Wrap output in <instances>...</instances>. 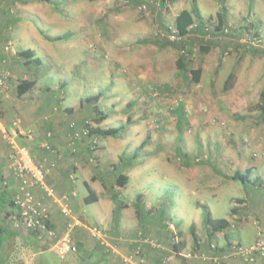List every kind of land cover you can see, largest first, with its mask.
<instances>
[{"label":"rangeland","instance_id":"1","mask_svg":"<svg viewBox=\"0 0 264 264\" xmlns=\"http://www.w3.org/2000/svg\"><path fill=\"white\" fill-rule=\"evenodd\" d=\"M148 1L0 0V51L10 44V53L31 48L40 62L23 57L17 64L20 73L60 88L67 107L90 111L91 125L128 122L115 136H96L89 162L94 173L109 171L102 188L114 213L121 207L139 215L156 212L161 219L171 216L177 233L192 241L184 255L197 253L193 240L201 238L198 221L208 211L227 219L229 232L237 222H245L239 228L245 234L259 230L255 242L264 236L262 218L248 215L244 190L249 186L231 177L245 172L251 181L257 172L264 173V115L257 107L264 89V46L249 42L254 35L264 38V15L246 0H236L243 13L239 18L227 15L221 0H211L216 9L210 0H186L189 10L197 6L200 17L184 38L171 41L168 35L177 30L169 15L171 3ZM155 3L162 16L154 28L143 27L139 21ZM21 7L30 9L24 10L29 15L23 23ZM225 7L229 11V1ZM182 55L188 71L178 67ZM198 67L202 74L196 82L190 68ZM231 74L234 86L225 90ZM119 174L128 177L124 186L115 182ZM98 204L87 206L91 222L74 214L104 229ZM1 213L0 232L6 228V239L0 244V264H71L72 257H80L78 249L61 258L30 231L13 230ZM184 255L177 259L185 261Z\"/></svg>","mask_w":264,"mask_h":264},{"label":"crops","instance_id":"2","mask_svg":"<svg viewBox=\"0 0 264 264\" xmlns=\"http://www.w3.org/2000/svg\"><path fill=\"white\" fill-rule=\"evenodd\" d=\"M133 1L136 4L145 0ZM226 1H229V11L225 7ZM221 2H224L222 6L227 15L239 18L242 9L236 0H221ZM246 2L248 6L264 15V0H246ZM156 3L163 5L171 3L169 15L174 20V24L182 10L190 9L186 0H158ZM156 3L152 4L153 7L149 12H145L147 16L139 21L140 23L145 22L143 27L149 26L152 29L154 23L160 20L163 11L162 8L156 7ZM210 3L213 9H216L214 1L210 0ZM26 9L29 8L19 9L20 22L25 21L26 14L29 15L24 12ZM41 13L38 12L36 15L39 16ZM262 21L264 22V19ZM23 50L25 49H19V52ZM19 52L0 51V69L8 74L7 86L0 88V183H10L13 180L10 153L12 151L11 141L15 140L21 145H29L37 162L48 169L46 182L47 185L54 187L55 194H47L40 186H36L34 190L49 210L51 222L59 235L65 234L67 230V218L62 211L64 202H68L74 213H79L89 222L91 220L88 217L87 206L99 203L101 210L99 215L98 213L95 215L90 213V215L92 217L98 215L99 223L104 228L103 235L100 237L94 235L85 225L75 227L72 237L78 245L80 257H77L78 260L72 257L71 264H249L243 256L233 255L229 249L231 240L249 244L257 237L259 230L253 235L249 231L246 234L241 232L245 227V222L241 224L237 222V227H230V232L229 228L212 231L205 224V216L200 215L202 220L198 221L201 226L197 225V233H200L201 238L196 236L193 240L197 254L186 253L184 255L183 252L189 248L192 241L186 240L184 232L177 233V229L169 223V221L174 222V219H170L171 216L161 219L157 217L156 212L139 215L134 210L128 211L122 208H120L121 212L119 209L117 213H114L112 200L102 188L103 174L108 175L109 171H102L100 168L99 174L94 173L93 170L96 168L90 166L89 163L96 152L94 148L96 136L75 137V134L82 132L89 123L87 116L90 115V111H82L81 107H67L68 104L64 101L65 94L60 88L42 86L37 79L36 84L30 90L19 94L20 79L35 80L27 74L20 73L17 64L23 60L19 58ZM78 111L80 114L76 115ZM16 121H19L20 126L14 124ZM28 130L32 131V139L26 136ZM49 133L51 135H48ZM44 142L49 144L48 147L44 146ZM263 178L264 173L257 172L254 180L243 182L249 186L247 190H244L245 203L251 210L248 211V215L262 218L260 219L262 225L259 227L262 233H264V184L261 183ZM89 187L96 193L97 200L94 202L86 201ZM8 191L12 193L10 188ZM1 214L5 216L3 210ZM235 216L242 217L239 214ZM211 217L223 218L213 213ZM9 222L12 229L16 230L10 220ZM176 226L181 228L178 223ZM174 242L183 248L176 251ZM213 243L217 244L218 248L215 249L212 246ZM178 255H184L185 261L178 260ZM213 257L218 260L216 261ZM254 264H264L263 257L258 255Z\"/></svg>","mask_w":264,"mask_h":264},{"label":"built area","instance_id":"3","mask_svg":"<svg viewBox=\"0 0 264 264\" xmlns=\"http://www.w3.org/2000/svg\"><path fill=\"white\" fill-rule=\"evenodd\" d=\"M223 32L228 33L229 28L225 27ZM168 37L171 41H176L184 38L185 35L175 30L170 33ZM249 42L255 46H264V38L259 35L252 36ZM11 48V44L6 46V50H11ZM7 79L8 74L0 69V88L3 89L7 86ZM14 124L20 126L19 121H16ZM71 126H73V124ZM88 133L89 129L85 127L82 132L76 133L75 137L80 138ZM48 135H51V133ZM26 136L28 139H32V131L28 130ZM11 142L12 151L10 153V160L13 180L10 183L5 182L4 186L0 183V189L6 187L12 190L14 207L11 209L12 211L9 213L8 218L14 229L18 231H32L31 233L34 238L38 239V243L41 242L42 244L50 245L51 249L61 258H65L71 252L78 251V245L72 237L73 231L78 225H85L94 235L99 237L102 236L104 229L97 225H87L85 221L74 214L68 202H64L62 205V211L67 218V230L65 234L58 235L56 229L52 226L49 210L42 200L37 197L34 190L36 186H40L45 189L47 194H55L54 187L47 185L46 182L48 169L37 162L29 145H20L15 140ZM48 145L47 142H44V146L48 147ZM235 226L236 225H232V227ZM212 246L215 249L218 248L215 243H213ZM229 249L233 252V255H241L249 264H254L258 255L262 256L264 259V236H259V238L251 244H244L238 240H231ZM214 259L216 261L218 260V258Z\"/></svg>","mask_w":264,"mask_h":264},{"label":"trees","instance_id":"4","mask_svg":"<svg viewBox=\"0 0 264 264\" xmlns=\"http://www.w3.org/2000/svg\"><path fill=\"white\" fill-rule=\"evenodd\" d=\"M46 1H50V0H46ZM199 17H200V14H199V11H198V8L196 5L193 6L192 10H189V9L182 10L178 14V16L176 17V21H175L176 29L182 35L187 34L189 32V27L191 25H193L195 23V20L198 19ZM200 25H202V22L200 23ZM205 50L206 51L209 50V47H206ZM34 54H35V52L31 48L25 49V50L19 52V58H21V60H22L23 57H25L26 60H28V62H33V63L34 62H40L39 57H37V56L33 57ZM177 63H178V67L181 70L184 69L185 71L186 70L188 71V67H187L188 65L184 61L183 55L181 56L180 59H178ZM190 71L192 73L194 81L199 82L200 78H201V74H202V68L201 67L190 68ZM192 76H191V78H192ZM234 80H235L234 74H231L225 82V85H224L225 88L224 89L228 90V89L232 88L234 86ZM35 84H36V80L20 79L18 82L19 94H23L26 91L30 90ZM88 100H91V97H88ZM257 107L261 108V110H262L261 112L264 115V89L261 92V103L257 104ZM99 115L100 114L98 113L97 116H99ZM106 117H107V114H104V115H101L99 118H96V120L98 122H101ZM127 126H128V122L124 123L120 126L107 127V128L101 127L99 125L93 126V125H91V123L86 124V127H88V129H89V133L87 135L102 136V137L115 136L118 133H120L123 129H125ZM113 173H116V172L113 171ZM231 178L234 180H240L241 182H244V183L248 182V180H249L248 173H241V172L235 173L234 175H232ZM127 179H128L127 175L119 174V175H117V179L115 182H117L118 185L124 186L127 183ZM1 184L3 186L5 185V183H1ZM114 198L115 197L113 196V200H115ZM96 200H97V196H96L95 191L91 187H89V194L86 198V201L94 202ZM128 206H129L128 204H124L122 207H128ZM13 207H14V204L12 201V193L8 191V188L2 187V189H0V213L3 210L5 213V217L8 218L9 213H11V211H12L11 209ZM138 207H139L138 208V210H139L140 206H138ZM205 220H206V223H205L206 225H208V224L212 225V227H213L212 231L217 230V229H224V228H227L229 226L227 219H225V218L214 219L209 214V211L205 212ZM5 229H6L5 227L1 228L2 231L0 232V244L2 242H4L6 239V236H5L6 230ZM30 232H32V231H30ZM174 245H175L174 249L176 251H179L180 249L183 248V246L182 247L177 246V242H174Z\"/></svg>","mask_w":264,"mask_h":264}]
</instances>
